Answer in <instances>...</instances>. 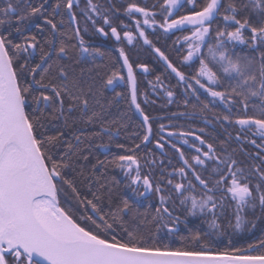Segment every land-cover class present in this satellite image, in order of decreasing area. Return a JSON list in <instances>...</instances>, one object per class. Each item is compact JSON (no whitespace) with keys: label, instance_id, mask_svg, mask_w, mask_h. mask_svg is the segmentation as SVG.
I'll return each instance as SVG.
<instances>
[{"label":"snow or ice","instance_id":"1","mask_svg":"<svg viewBox=\"0 0 264 264\" xmlns=\"http://www.w3.org/2000/svg\"><path fill=\"white\" fill-rule=\"evenodd\" d=\"M81 19L83 33L91 24L95 33L114 41L118 55L90 48ZM69 22L76 27L69 29ZM148 29L188 32L182 62L198 58V69L186 75L153 44ZM135 41L150 48L184 87L185 109L198 111L208 123L206 113L222 105L213 119L237 126L238 133H251L234 139L256 151H229L231 134L217 146L196 131H167L195 154L188 158L171 143L180 166L165 175L163 161L158 165L156 159L145 158L143 168L161 167L160 179L143 172L136 149L151 142L153 129L141 98L144 104L155 100L138 91L137 69L145 75L151 69L130 61L125 44ZM238 46L249 52L241 54ZM97 56L109 62L99 85L75 67ZM120 85H126V93L116 91ZM148 86L153 95L159 89L169 104L175 102L176 93L163 85L160 75ZM201 90L211 99H201ZM106 91L114 93L111 100L105 101ZM121 99L142 117V140L134 148L118 144L125 154L97 160L92 167L110 164L119 169L135 199L113 197L110 189L83 197L77 177H95L86 175L76 158L86 161L81 144L101 133L85 135L79 126L100 124L111 139L106 113ZM55 121L61 126L49 134L46 129ZM165 131L161 124L159 132ZM189 136L198 145L185 139ZM168 143L160 135L155 147L163 151ZM241 154L245 159L238 158ZM153 195L158 200L154 211H139L140 198L151 200ZM257 210L264 215V0H155L150 6L147 0H127L121 6L112 0L107 6L99 0H3L0 264H264V239L238 247L228 231H242L246 214ZM190 217L207 230L190 224Z\"/></svg>","mask_w":264,"mask_h":264},{"label":"flooded vegetation","instance_id":"2","mask_svg":"<svg viewBox=\"0 0 264 264\" xmlns=\"http://www.w3.org/2000/svg\"><path fill=\"white\" fill-rule=\"evenodd\" d=\"M114 1L118 3L120 2V0H112V2ZM99 2L104 5V0H99ZM82 3H83V0H82ZM84 23L85 22L82 19L79 21V24L82 30V35L84 36V39L90 48H99L101 51L110 52L112 53V55H118V53H116L114 49V41H112L111 39L102 37L99 34L95 33L91 24L88 25V33L87 34L83 33ZM67 27L69 29H74L76 25L71 24L69 22L67 24ZM176 32H181V31H176ZM167 34H172V33H167ZM71 42L74 43L75 41H71ZM139 42H142V41H135L133 45L125 44V51L127 52L128 56L130 54L137 55L139 63L148 64L151 69V62L153 60L152 55L155 56V54L152 53L151 49L148 47H142V48L138 47L137 48L136 44ZM75 55L76 53L73 52L74 58H75ZM137 58L132 59L129 57L130 61L133 64H138V61H135L137 60ZM155 59L156 58H154V60ZM160 64L162 65V62H160ZM108 66H109L108 60L105 57H99V56H97L94 60L85 59L81 61L79 64L75 65L77 71H80L81 69L83 70L84 78L86 80H88L89 78H94L98 85L100 83L101 78L108 71ZM140 74H143V73H141L140 70L137 69V83L138 84H139L138 75ZM150 75H151V71L148 74H146V76L148 77ZM148 81H153V82L155 81L150 77L149 79L146 80V86H147L146 91H147V95L150 100H155V104H156L162 101L163 99L167 98L162 92H161L162 95L160 96L157 94L153 95L151 89L148 86ZM124 90H126V85H120L116 89V91H121V92H124ZM113 95L114 93H112L111 91H106L105 97H104L105 101L111 100ZM177 99L179 101H183L184 95L177 97ZM201 99L209 100L211 98L207 96H201ZM123 102H127V101L121 99L114 104H116L117 108L120 109V107H122L120 105ZM150 104H154V103H148V105ZM179 107L183 111L177 112L176 115L170 116V118L176 117V119L167 118L166 121H164L163 123L165 124L164 126H165L166 131L160 134L164 136L165 140L170 141V143L165 144L163 151H161L160 149H157L154 146L156 150L161 153V155L158 158L160 159L159 161L157 160V157L154 158L152 154L153 150L151 148L152 147L151 143L154 141V131H153L151 142L147 145L142 144L140 149H136V153L140 156L142 164L145 158H154L156 159L157 163H160V161H163V168L165 169V175H166V170L168 168L167 165L169 164L167 163L168 161H167V155H166L167 150L166 149L168 147L172 148L171 143H175L178 147H180L181 150L185 152V155L188 158H190L191 155L195 154L194 148H190L188 147V145L182 144L179 138L167 136V131H168L167 122L171 123L173 121L176 122L178 125L180 124L182 126V130L196 131L197 135H201L202 138H204L207 142L216 144L217 146H219V143L222 140L228 139L229 134H231L233 139L229 142V145H228L229 151L235 148L239 152V149L243 147L245 152H247V143H244L243 145H241L237 141H235L234 137L237 134H240L241 136L247 135L251 137V133H246V134L238 133V128H232L231 125L224 124L222 121L214 120L213 113H216V111L206 114V118L209 122L205 123L204 116H201L199 113H192L186 110L184 111L185 108L183 107V105ZM113 108L114 106H112L108 110V112L106 113V120H105V123L109 124V126L111 127V133H112L111 139L109 138V135H110L109 133L101 131L100 124L79 126L82 129V131L85 133V135H91L94 132L101 133L99 136H95L91 140H85V142L81 144L80 146L81 151L84 155L88 156V159L85 161L83 159L76 158V164L80 166L81 168H83V170L85 171V174L94 175L95 177V179L92 181L84 179L85 189L83 190V192H81V195L83 197L92 198V192L99 191L101 194H103L105 188L106 189L110 188L111 192L115 190L117 191L118 195H123L125 199H129V202H131V200L135 198L132 197V193L124 187L125 184L127 183V180L119 169L113 168L110 164L107 165L106 167L97 166L94 170L92 167L93 165L96 164L97 160H105V159L111 160L119 154H125V150L122 148H118L117 145L123 144L125 145L126 148H134L135 144L141 142L142 136L145 132L143 122L139 119L134 109H132V112L128 110L117 112V111H113L112 110ZM212 109H219L218 111L222 112L223 106L221 105L218 107H213ZM180 113H184V115H179ZM136 118L138 119V122L140 123V126H141V127L138 126V129L136 128ZM112 121H115L116 123H110ZM150 123H151V119H150ZM60 126H61V122L55 121L48 126L46 131L49 134H55L57 129ZM200 128L204 129L203 133H200L198 131V129ZM253 138L257 139L258 143L260 142L258 137H253ZM185 139H187L190 144L194 143L198 145L199 143L198 141H195L194 138L191 136L185 137ZM161 142L163 143V141ZM101 145H107V147H101ZM248 146H250V150L252 152L256 151V149H254L252 145L248 144ZM238 158L245 159L243 154H241ZM85 163L87 164V167H85L86 166ZM180 163L181 162L179 161L178 154H177V163H171V164H176V167H178L180 166ZM142 171L145 173L151 172L152 174L153 170L151 167L143 168V165H142ZM70 175H73V173H70ZM89 184H91V190L89 189ZM101 185H104L105 187H101ZM216 195L219 196V193H217ZM157 205H158V200L153 195L151 200L140 198V203L138 204V208H139V211L141 212H145V211L152 212V207L154 208ZM258 212L259 210H257L255 213L248 212L246 214L247 223L244 224L242 231L235 232V230L232 229L235 232V237H233L232 239L236 246L247 247L249 243H256L260 239H264V228H263L260 217H258V214H259ZM253 214H255L256 219L250 217ZM192 220L195 223L193 226H199L200 228L204 230H205V226L207 227V225L202 224L199 219L192 218ZM234 223L235 221L233 220V224ZM253 224H255V227H253ZM184 231L186 230L183 228V226H181V233H183Z\"/></svg>","mask_w":264,"mask_h":264},{"label":"trees","instance_id":"3","mask_svg":"<svg viewBox=\"0 0 264 264\" xmlns=\"http://www.w3.org/2000/svg\"><path fill=\"white\" fill-rule=\"evenodd\" d=\"M3 0H0V4H2ZM139 2L143 3V0H139ZM155 0H147L148 5L150 6L152 3H154ZM114 4H116L117 6H121L122 4L127 3V0H120V2H113ZM104 5L107 6L108 5V1L104 0ZM187 11V6L183 9L180 10V14H185V12ZM159 19V18H158ZM33 33L36 31L35 29L32 30ZM147 33L149 35V38L153 41V44L157 47H159L162 51H164L170 58V60L179 68H181V70L183 72H185L186 75L190 76L192 75L195 70L198 69L199 67V59L196 60L194 63L191 64H184L183 61V57L186 55V45H184L182 43L183 40V36L189 34L188 32H176V33H172V34H165L163 33L161 30H157L156 32H153L151 29L147 30ZM17 39H19V37H17ZM137 48L140 47H147L144 46L142 42H139L136 44ZM238 51H241V54H245L247 52H249L248 49L244 48V46H238L237 47ZM204 52H206V49L203 50ZM130 58H137V55H129ZM152 62H151V75L149 76L150 78H152L155 81V77L157 75H160L162 77L163 80V85L166 87H170L175 93V102L172 104H169L167 102V98L163 99L162 101L158 102V103H154V104H144L141 100V104L142 107L144 108L146 114H148L151 117V125H152V129L154 131V141L151 143V148H152V154L153 157H157V160L159 161L160 159L159 156L161 155V153L159 151L156 150L155 146V142L157 139H159L160 136V132H159V127L161 124L164 123V121H166L167 118H170V116L173 115V113H177V112H181L183 110L180 109L179 106L183 105V101H179L177 99V97L183 96L184 95V87L182 85H179L177 83V80L175 79V77L173 75H170V73L168 71H165V68L160 64V62L155 59V56L152 55ZM135 60V59H134ZM138 61V58L137 60ZM139 64V61H138ZM136 65V64H134ZM148 76L140 74L138 75V91L141 93H147L146 91V80L149 79ZM124 92L126 93V90H124ZM161 92L157 91V95H162ZM201 96H207L205 93L202 92L201 90ZM148 105V106H147ZM114 108L112 109L113 111H123V110H128L130 112H132V109L129 110L128 107V102H123L120 106V109L117 108V105L114 104L113 105ZM124 106V107H123ZM126 108V109H125ZM188 111V112H192V113H199L198 111L193 112V110L189 107L188 109H184V111ZM219 109H212L211 112L216 111V113H219L221 111H218ZM210 113V112H207ZM206 113V114H207ZM170 119H176V117H171ZM107 124V123H106ZM168 124V131H181L182 130V126L179 124H177L176 122H167ZM165 125V124H163ZM138 126H140V123L138 122V119L136 118V128L138 129ZM223 126V125H221ZM232 128H238L237 126L231 125ZM138 134V133H137ZM143 149V148H142ZM166 155H167V163H169V161H171V163H177V154L175 152L174 149L172 148H167L166 149ZM247 153H253L250 150V146H248L247 144ZM169 163L167 166V170H166V174L167 172H170L173 170V168L176 167V164H171ZM159 165V163H157ZM143 165V164H142ZM79 170V169H78ZM152 176L154 181L159 180L160 179V174H161V167H156V168H152ZM74 175V173H73ZM77 187L79 192H83V190L85 189V184H84V178L83 177H77ZM110 188H105L104 189V193L106 194L108 192ZM111 190V189H110ZM114 190V189H112ZM113 193V197H117L118 193L117 191H113L111 192V194ZM106 198V196H105ZM152 211H154V208L152 207ZM258 217H260L261 221H262V225L264 228V215H261L260 212H258ZM251 218L256 219L255 214H253L252 216H250ZM189 222L190 224L194 225V221L192 220V218H189ZM226 223V221H225ZM205 230H207V227L205 226ZM229 234L232 235V238L235 237V232L232 229H229ZM182 234H186V231H184Z\"/></svg>","mask_w":264,"mask_h":264},{"label":"rangeland","instance_id":"4","mask_svg":"<svg viewBox=\"0 0 264 264\" xmlns=\"http://www.w3.org/2000/svg\"><path fill=\"white\" fill-rule=\"evenodd\" d=\"M196 60H198V58H194L193 59V61H191L190 63H188V64H191V63H194ZM159 90V89H158ZM161 94V93H160ZM86 164V163H85ZM85 167H87V164H86V166ZM154 206V205H153ZM155 208V207H154Z\"/></svg>","mask_w":264,"mask_h":264},{"label":"water","instance_id":"5","mask_svg":"<svg viewBox=\"0 0 264 264\" xmlns=\"http://www.w3.org/2000/svg\"><path fill=\"white\" fill-rule=\"evenodd\" d=\"M176 32V31H175ZM135 111V110H134ZM137 116L139 117V119L142 121V117H140V115L138 113H136Z\"/></svg>","mask_w":264,"mask_h":264}]
</instances>
